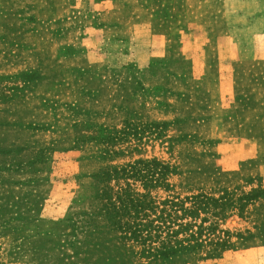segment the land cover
Wrapping results in <instances>:
<instances>
[{
	"label": "rangeland",
	"instance_id": "374dc122",
	"mask_svg": "<svg viewBox=\"0 0 264 264\" xmlns=\"http://www.w3.org/2000/svg\"><path fill=\"white\" fill-rule=\"evenodd\" d=\"M0 264H264V0H0Z\"/></svg>",
	"mask_w": 264,
	"mask_h": 264
},
{
	"label": "trees",
	"instance_id": "16d2710c",
	"mask_svg": "<svg viewBox=\"0 0 264 264\" xmlns=\"http://www.w3.org/2000/svg\"><path fill=\"white\" fill-rule=\"evenodd\" d=\"M143 168H138L136 165H129L128 167H125L121 170H115L112 173H110L109 171L107 172V177H111L113 175L117 176V178H120V175L123 173L125 175H130V176H135L136 173H138V175H140L142 178H147L145 174H143ZM153 176V175H152ZM154 177V176H153ZM147 180H153L152 177H150V179L148 178ZM155 180V184L157 183H162L163 180L161 181V177H157ZM142 199H138L136 203V205L138 206L137 208V212L138 214H141L143 212V215H146L145 212L147 211V209H155L158 210V205H156V201L154 199H147V195L144 194L142 195ZM112 199V198H110ZM128 201L132 202L134 201L133 198H129V197H123L122 194L113 202L110 201L109 204H111V206L115 209V210H119L120 207H124L128 204ZM165 205L171 204L172 205V209H175L174 211H176L179 207L181 210L187 211L186 208H184L183 206H181V204L176 203L173 200H166L164 202ZM161 213L158 215V221H161V224H155V223H150V224H144V223H137L136 227L133 228L132 226L128 225L125 228V232L130 231V229H132V234L137 236L138 238H141L142 240L145 241V243L147 242V240L149 239H154V238H158L161 242V247L160 248H156V252H154V249L152 248V255H165L168 252H170L171 250H173V247L171 246L172 243L174 241H176V243L180 246V248H189L191 247V241L193 239L188 238L189 244L188 245H183V241L181 239H178L176 237H174L175 235H177L176 233L179 231V229H174V227L172 225L169 224L170 220L169 218H172V213L169 212V210L165 207H163L161 210ZM180 227H182V224H178ZM149 227V228H148ZM165 229V230H164ZM162 231L166 232V235L164 237H161L162 235ZM147 234V237H144V234ZM153 236V237H150ZM173 236V237H172ZM175 238V240H174ZM196 238V237H195ZM186 240V239H185ZM196 242L197 239H195Z\"/></svg>",
	"mask_w": 264,
	"mask_h": 264
}]
</instances>
